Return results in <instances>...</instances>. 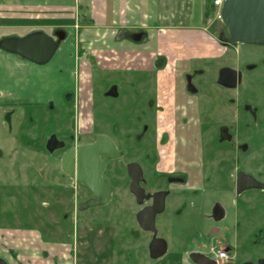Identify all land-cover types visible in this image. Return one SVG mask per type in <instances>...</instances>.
<instances>
[{
  "label": "rangeland",
  "instance_id": "374dc122",
  "mask_svg": "<svg viewBox=\"0 0 264 264\" xmlns=\"http://www.w3.org/2000/svg\"><path fill=\"white\" fill-rule=\"evenodd\" d=\"M207 3L206 0V7L209 6ZM215 11L212 17L206 18L199 31L205 41L197 42V38L189 37L185 38L187 43L172 41L175 33H169L166 27L150 26L121 27L114 42H100L96 40L98 30L82 28L84 21L72 17L76 25L70 28L71 35L61 43L55 57L47 64H50V75L56 76L59 105L55 108V117L49 102L45 108L36 110L25 107L23 114L21 109L18 110L19 115L6 126L7 130L2 131L0 127L3 139L9 138L12 131L13 135H18V150L24 152L17 170L3 172L12 176L9 179L17 176L18 179L10 181L8 177H0V185L23 184V189L12 188L7 193L16 194L20 200L22 197L26 199L22 218L10 221L16 226L6 228L7 231L27 226L43 229L48 222L50 228H69L73 232H77L78 227H86L88 232L99 228L98 240L95 239L97 250H145L149 236L140 230L135 216L152 200L149 198L148 202L138 203L130 191L127 172L128 163L138 162L145 174L142 187L150 197L159 191L170 193L165 212L157 217L156 227L171 252L177 256L196 249L210 253L215 247L229 253L232 259L228 264H258L259 258H264V196L255 190L239 197L235 193L238 170L257 177L264 174V142L259 145L254 142L257 137L255 120L248 112L236 111L235 106L239 103L238 98L241 103L245 101V104L259 106L256 116L259 115V132L264 134V65L258 63L249 69L239 91L230 92L216 81L221 66H244L246 60L242 61V58L254 56L263 48L241 44L224 48L219 36L226 29L215 17ZM52 32L55 35V31ZM131 34L143 37L140 42H133L129 40ZM257 53L255 58L260 59L261 54ZM162 60L168 63L167 67L155 71L154 65L158 62L162 66ZM100 67L109 73L102 75L97 71ZM134 70L137 73H133ZM140 70L148 71L149 75ZM193 70L198 72L195 84L199 93L192 96L187 94L181 74ZM63 80L69 86L63 87ZM61 86L66 88L65 92ZM113 86L118 96L112 93ZM62 92L64 102L71 103L66 108L59 100ZM153 101L155 105L162 104L161 108L155 111L150 108L149 102ZM134 103L145 105L148 115L149 109L153 111L150 120L152 133L147 137L136 139L142 123L133 113ZM230 114L233 116L227 120ZM200 122L205 127L203 133L201 130L197 135L195 127L200 126ZM220 124L232 126L234 144L219 146L215 142V132ZM243 124L248 127H242ZM194 130L191 139L183 136V133ZM163 132L169 136L165 144L160 143ZM101 133L114 138L123 154L120 162L109 167L105 177L113 186V198L106 207H93L83 214H76L78 203L86 196L80 187L77 189L75 181L65 180L60 168L65 149L49 152L48 138L57 135L66 143L65 148H69L91 143ZM195 136L201 144L193 143L197 140ZM244 143L249 145L239 148ZM156 147L158 153L152 154ZM150 148L154 149L149 151ZM186 155L194 156V164L199 166L197 175L185 182L168 181V176L182 178L188 172L187 167L192 163L186 160ZM34 185L40 188L34 189ZM13 199H9L2 210H16L21 205L20 202L12 203ZM215 202L225 210V220L219 223L210 216ZM215 228L219 230L214 232ZM108 232L116 237L115 241H106L109 235L105 233ZM59 234L56 238L62 239ZM56 249L65 251L61 245ZM33 256L35 259L37 255L33 253ZM111 257L117 259L119 256ZM140 258L142 262L147 260V253Z\"/></svg>",
  "mask_w": 264,
  "mask_h": 264
},
{
  "label": "crops",
  "instance_id": "0c3cea01",
  "mask_svg": "<svg viewBox=\"0 0 264 264\" xmlns=\"http://www.w3.org/2000/svg\"><path fill=\"white\" fill-rule=\"evenodd\" d=\"M205 10L206 0H0V42L8 37H24L38 30L50 36L53 35L52 31L60 30L68 39L71 35L70 28L76 25L73 16H77L76 21H84L80 27L98 30L100 33L97 34L99 37L96 40L100 42H114L118 37L116 34L119 28L130 26L166 27L169 33H175V37L171 39L174 42L187 43L185 38L189 37L202 42L205 37L201 36L199 31L207 20ZM57 27L61 29H56ZM55 77L50 75V64L38 65L0 49L2 131L7 130L8 124H12L20 109L23 114L25 107L45 108L49 102L59 105ZM66 85L69 86L63 80V87ZM62 104L64 105V102ZM12 132L7 139L0 136L2 178L12 177L3 172L17 170L16 166L21 163L24 155V152L18 150V135H13ZM17 179L18 176L14 178ZM5 228L0 226V243L3 237V240L8 241L16 250L24 245L25 249H31L32 239L35 241L36 238H32L29 232H12Z\"/></svg>",
  "mask_w": 264,
  "mask_h": 264
},
{
  "label": "flooded vegetation",
  "instance_id": "af4514ba",
  "mask_svg": "<svg viewBox=\"0 0 264 264\" xmlns=\"http://www.w3.org/2000/svg\"><path fill=\"white\" fill-rule=\"evenodd\" d=\"M61 35H63V34H62V32H60V30L55 31V35L53 33V38H54L55 41H57L59 43V47H60L61 43L66 40V38H65V40L60 41L59 40V36H61ZM129 37H130L129 40H131L133 42H140V41H136L135 40V37H136L135 34H131ZM220 44L222 46H224V48L228 47V46L223 45L221 42H220ZM253 46L259 47V48H263V49L261 51H259V53L255 52L254 56L253 55H251V56L246 55V57L244 59L242 58V61L246 60V64H244V66L235 67V66H232L230 64H226V65L221 66L218 69L217 78H216L217 83H218V79H219L220 70L223 67H229V68L235 69L238 72V75L240 76V78L237 81V87L236 88L224 87V86H221L218 83L219 86L225 88L226 90H228L230 92L231 91L232 92L239 91V90H241L242 86L245 83L246 76H247L248 72H250L249 69L255 67L256 65H258V63H259V66L260 65H264V45H262V46L253 45ZM256 53L257 54H261L260 55L261 56L260 59H259V57L255 58ZM161 63H163L162 66L159 65L158 62L156 63V65H154V70L155 71H160V70L162 71L168 65V63H166L164 60H162ZM97 71L98 72L99 71L102 72L103 73L102 75H104V76H105V73L106 74L109 73V72H103L101 67L97 68ZM140 71L141 72H145V73H147V75H149L148 71H143V70H140ZM132 72L133 73H137V71H135V70L132 71ZM196 73H198V72L193 70L191 72H187L186 71V72H183L181 74V75H183V77L185 79V82H186V88H185L186 92H187V94H191L192 96L193 95H197L199 93V89H197V86L195 84V75H196ZM117 74H119V73L117 72ZM117 74L116 73H114V74L110 73L109 75H117ZM109 75H107V76H109ZM147 78H148V76H147ZM115 86H113L112 93L115 96H118V93L116 92ZM149 96L152 98L151 94H149ZM61 97H62V99H64L63 98V94H62ZM164 98H165V96H164ZM241 99H243V98H241ZM237 101H239V103L237 102V104L235 105L236 106V111H238V112H240V111L248 112L249 115L252 116V119L255 120L254 127L257 128V137L255 138L256 140L254 142H256L257 145H259V142L263 143L264 142V134L259 132V115L256 116L257 111H259V106L257 107L256 105L253 106V105L245 104V101L243 103H241L239 98L237 99ZM63 102H64V100H63ZM50 103H51L50 109L54 113L53 117H55V108L58 105L55 102H50ZM69 105H71V103L70 104H66L64 102L63 107L66 108V106L68 107ZM133 106H134V112L133 113H135V115L138 117V119L142 123L141 130L139 132H137L140 135H138L136 137V139H139L140 137H147V135L149 133H152V128L153 127L151 125L150 120L152 118L153 111L150 112L151 109L148 108L149 109V115H148V113L146 112L145 105H143L141 103H137V105H136L134 103ZM161 106H162V104H160V103L158 105H155L154 101L153 102H149V107L154 109V111L156 110V108H161ZM119 111H121V110H118V112ZM132 115H134V114H132ZM230 116L232 117L233 115L230 114L227 117V120L230 119ZM54 120H55V118H54ZM147 120L149 121V124H145V122ZM243 126L245 128L248 127L245 124H243L242 127ZM204 127L205 126H202V122H200V126H198V124H197V126L195 127L196 128V132H198L197 135H199V132L201 130H202L201 133H203V128ZM194 132H195V130L192 133L189 132V131L185 132V133H183V136L186 137V138L191 139L192 136H194L193 135ZM141 133L145 134V135L142 136ZM101 135H104V134L101 133V134L97 135L95 137L94 141L91 142V143L79 145V146H76V147H69V148H65L66 143L63 140L59 139L57 137V135H50L49 138H48L47 146H48V143L53 139V137L57 138V140H59L60 142L64 143V147H62V148L55 149L53 151H50L47 148V150L49 152H51V153H55L57 151L65 149L63 154H62V156H61V158H60V168H61V171L64 174L65 180L71 181V182L75 181L76 186H78L77 189L81 188L82 194H84L86 196L85 200H83L81 203L80 202L78 203L77 209L75 210L76 214H78L79 212H82V214H83L84 212H87V211L91 210V208H93V207H99V206L106 207L112 201V198H113V191H114L113 190V186H111L109 183L106 182L105 177H106V174H107V172L109 170V167L113 163L120 162V160L123 157L122 156L123 155L122 152L118 148H117V150H118L119 153L117 155L111 156L109 154H103V155L99 156V160H101L103 162V164H104L103 170L101 172V177H102L103 184L108 186V187H111V189H112V191H111V199H110V201L108 203H106L104 205H92V206H90V207H88L86 209H80V205L81 204L87 203L90 200H95V199H97V196L95 195V193L90 188H88L85 184L79 182L77 180V178H74V177L70 176L62 168V159H63L64 155L67 153V151H69L70 149H76L77 150L81 146L93 144L96 141V138L98 136H101ZM104 136H106V135H104ZM107 137L110 138L115 143L114 138L112 139L109 136H107ZM195 138L197 139L196 142H193L192 140H190V141L193 142L196 145L201 144L200 139L198 137H196V136H195ZM215 138H212V139H215L216 140L215 142H217V144L219 146L220 145H232V144H234L235 143L234 142L235 141V134L232 131V126L228 125V124H226V125H221L220 124L217 127V130L215 132ZM168 140H169V136H168L167 132H163L161 134L160 143H164L165 144V143L168 142ZM115 145H116V143H115ZM248 145H249L248 143H244L243 145L239 146V148L242 149L243 147H247ZM153 149L154 148H150L149 151H152ZM158 150H159L158 147H156L153 150L152 154L158 153L157 152ZM185 158H186V160L188 162L192 163V164L188 165V167H187L188 168V172L182 178H175V177H172V176H168V178H167L168 181L172 182V181L178 180L180 182H185V181L191 180L192 178H194V176L197 175V173L199 172V166H198V164H194V162H195L194 156L186 155ZM155 159H156V157H155ZM133 163L139 164L138 162H131V163L127 164V172H128V176L130 178V185H131V177L129 175L128 167H129V165H131ZM141 168H142V166H141ZM142 170H143V168H142ZM76 171H77V168H76ZM143 173H144V170H143ZM240 173H244L246 175H249V176L253 177L261 185L259 187V189H251V190H248V191L255 190V191H258L261 194V196H264V174H261V176L257 177V176H255L253 174L244 172L242 170H238V172L236 173V177H235V193H236V195L238 197L240 195L248 192V191H245V192H243L241 194L237 193V182H238V176H239ZM144 176H145V174H144ZM144 179H145V177H144ZM144 179L141 182V186L144 184ZM8 180L15 181L14 179H9V178H8ZM6 181H7V179H6ZM71 182L69 184L70 186H71ZM27 186H29L30 188L32 187L31 185H27ZM23 187H24L23 184H17V185L16 184H10V185H8V183H7L5 185H2V184L0 185V226L3 225L6 228L12 229L16 225H11L10 221L19 220V219L22 218V215H23L22 213L24 212V209L22 208L23 207V202L26 199L23 200V197H22L21 200H20L16 194H14V195L10 194L11 197H9L10 195L7 192L11 191L12 188H14L16 190V188L23 189ZM33 188L34 189L35 188L38 189L40 187L34 185ZM159 192H166L167 193L166 201H165V210H166V204H167L166 202H167V198H168L170 193L168 191H159ZM145 194H146V198H145L144 202H148L147 200L149 198H151L152 202L150 204L145 205L143 208L151 206L154 203V195L155 194L153 195V197H150L146 193V190H145ZM12 198H14L12 200V203L16 204V203L20 202L21 205L18 206V208L16 210H6V209H5V211L2 210L4 208V206H5V204L9 203L8 200L12 199ZM136 200H137V198H136ZM165 210L163 212H165ZM210 216H211V219L214 222H216V223H219V222H222L223 220H225V210H224L223 206L219 202H215L213 204ZM67 217L68 216H66V218ZM157 217H158V215H157ZM135 218H136V216H135ZM156 220H157V218H156ZM136 222H137V219H136ZM137 224H138V222H137ZM138 226H139V224H138ZM42 227H43L44 230L43 229H37V228L32 229V228H29L28 226L16 229V230H18V231L20 230L22 232H29V234H30V236H32V238L33 237L36 238L35 241L32 239L31 249H28V248L25 249L26 245H24L22 248L16 250L14 246H11L8 241H6L5 239L3 240V237H1L0 260H4L7 264H150L151 262H154V263H157V264H178V263L179 264H196L191 258V255L193 253L203 254V255L209 257L210 259H212L216 264H228L230 262V259H232L231 257H230L229 260H220V259L216 258V255H215L214 252L215 251H221V250L218 249V248H215V247H212L210 249V253H206V252H204L202 250H197L196 249L195 251L193 250V251L188 252V253L187 252L180 253L179 256H177L174 252H171L169 250L167 241L164 240L163 238L159 237L158 230H157V233L155 234L152 231L143 230L140 226H139L140 230L146 232L147 236H149V238H148L149 241H148L147 247L143 251L137 250L136 248H132V249H130L128 251L124 250V248H120L118 250H114L113 248H109L108 250H104V249L101 248L100 250H97V248L95 247L96 244H97V243H95L96 242L95 239L98 240V236H97L98 232H97V230H100L99 228L90 229V232H88L86 227H80V228L78 227L77 228V232H75V231L73 232L69 228H67V230L64 229V228H61V229H56L55 227L54 228H50L49 222H48L47 227L45 225L42 226ZM103 229L105 231L109 230L107 228H103ZM156 229H157V227H156ZM218 230H219V228H215L214 232H217ZM57 233H60L58 235V237L61 236L63 238L62 239L56 238ZM105 234L109 235V237L107 238L106 241H108V240L112 241V242L115 241L116 237H112L111 236V232H108V233H105ZM139 238L140 237H138V239ZM160 240L164 241V243H165V247L164 248L161 247V245L159 244L158 241H160ZM57 245L64 246L65 247V249H64L65 251L56 249ZM145 252L147 253V260L142 262L140 257ZM33 253H34V255H37V256H35V259H34ZM113 255L119 256L121 258L118 257L117 259H114V258L111 257ZM211 255H213V256H211ZM91 256H93V258ZM179 257L181 259L178 261ZM249 263H252V262H249ZM257 263L258 264H264V258H259ZM245 264H247V263H245Z\"/></svg>",
  "mask_w": 264,
  "mask_h": 264
},
{
  "label": "water",
  "instance_id": "95a60500",
  "mask_svg": "<svg viewBox=\"0 0 264 264\" xmlns=\"http://www.w3.org/2000/svg\"><path fill=\"white\" fill-rule=\"evenodd\" d=\"M221 21L226 29V32L219 36V41L223 45H264V0H226L221 10ZM141 37V34L136 35L135 40L140 41ZM64 38V35L59 36L60 41ZM0 49L35 64L46 65L56 55L59 43L49 34L38 30L24 37L5 38L0 42ZM239 78L235 69L223 67L219 73L218 83L224 87L236 88ZM62 147L64 143L55 137L47 146L50 151ZM118 153L115 143L107 136L101 135L93 144L81 146L77 150L70 149L64 155L63 170L85 184L97 196V199L81 204L80 209H86L92 205H104L110 201L112 189L103 184L101 172L104 164L99 160V156L103 154L114 156ZM128 171L131 177V193L142 204L146 198L145 189L141 186L144 179L143 170L139 164L133 163L129 165ZM260 186L253 177L244 173L239 174L238 194L251 189H259ZM166 196V192H157L154 195V203L137 213V222L143 230L157 233L156 218L165 210ZM158 242L161 247H165L163 240ZM191 258L196 264H216L212 259L200 253H193ZM0 264L7 263L0 260Z\"/></svg>",
  "mask_w": 264,
  "mask_h": 264
},
{
  "label": "built area",
  "instance_id": "2783aa9c",
  "mask_svg": "<svg viewBox=\"0 0 264 264\" xmlns=\"http://www.w3.org/2000/svg\"><path fill=\"white\" fill-rule=\"evenodd\" d=\"M226 0H213V6L214 9L216 10V14L215 17L219 20H221V10L223 8V5L225 3ZM216 255V258L220 259V260H229L230 256L227 252L221 250V251H215L214 252Z\"/></svg>",
  "mask_w": 264,
  "mask_h": 264
},
{
  "label": "trees",
  "instance_id": "16d2710c",
  "mask_svg": "<svg viewBox=\"0 0 264 264\" xmlns=\"http://www.w3.org/2000/svg\"><path fill=\"white\" fill-rule=\"evenodd\" d=\"M207 2L209 3V6L206 7V18L209 19L210 17L213 16L212 13L215 9L213 6V0H207Z\"/></svg>",
  "mask_w": 264,
  "mask_h": 264
}]
</instances>
